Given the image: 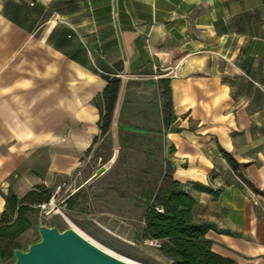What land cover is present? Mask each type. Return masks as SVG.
Returning a JSON list of instances; mask_svg holds the SVG:
<instances>
[{
	"label": "crops",
	"instance_id": "crops-1",
	"mask_svg": "<svg viewBox=\"0 0 264 264\" xmlns=\"http://www.w3.org/2000/svg\"><path fill=\"white\" fill-rule=\"evenodd\" d=\"M112 77L102 136L93 98ZM135 127L158 129L172 179L213 191L191 189L194 219L221 230L206 233L213 252L264 264V0H0V214L9 190L37 184L67 181L71 199L101 179L94 169L75 185L97 141Z\"/></svg>",
	"mask_w": 264,
	"mask_h": 264
},
{
	"label": "rangeland",
	"instance_id": "rangeland-1",
	"mask_svg": "<svg viewBox=\"0 0 264 264\" xmlns=\"http://www.w3.org/2000/svg\"><path fill=\"white\" fill-rule=\"evenodd\" d=\"M133 116L128 119L136 122L139 113H133ZM158 133V129L152 127L145 132L129 133L123 141L117 130L115 143L99 139L90 151L87 172L76 178L75 185L81 184L94 169L104 166L105 171L98 175L101 179L80 188L62 208L61 200L71 191L65 189L63 197H57L55 201L64 215L52 210L47 215L43 212L41 217L35 204L32 219L37 224L71 226L99 247L133 264H163L159 249L144 247L140 242L143 230L141 216L145 206L141 191L151 190L156 195L164 187L171 170L166 156L168 151H163ZM37 224L33 221L19 236L22 248L37 240ZM12 261V256H5L0 259V264Z\"/></svg>",
	"mask_w": 264,
	"mask_h": 264
},
{
	"label": "trees",
	"instance_id": "trees-1",
	"mask_svg": "<svg viewBox=\"0 0 264 264\" xmlns=\"http://www.w3.org/2000/svg\"><path fill=\"white\" fill-rule=\"evenodd\" d=\"M159 83L161 84V94L164 101L163 125L168 127L174 120L170 102V80L162 78ZM119 88L120 79L112 77L108 79L102 92L93 98V103L99 112L98 126L102 136H105L111 126ZM133 130L145 131L141 127H135ZM95 142L96 138L92 145ZM92 145L87 149V152L91 150ZM219 150L233 169L240 168V163L231 153L222 148H219ZM239 175L248 184H251L240 170ZM191 189L213 192L201 183L183 184L172 179L170 175L164 187L156 195L151 190L143 189L141 192L145 206L142 213L143 230L141 239L148 237L161 240L162 245L159 251L170 260L168 264H239L228 257L213 252L212 241L206 237V233L210 229L219 232L221 230L217 229L213 223L194 219L193 209L197 204V198ZM52 194L53 190L51 188L43 184H37L21 197L11 190L4 195L5 205L0 214V259L5 256L13 257V249L22 248L18 242L19 236L30 227L33 221L37 224L31 217L33 205L47 202ZM156 207H160L161 211H158ZM58 227L60 229L65 228Z\"/></svg>",
	"mask_w": 264,
	"mask_h": 264
},
{
	"label": "water",
	"instance_id": "water-1",
	"mask_svg": "<svg viewBox=\"0 0 264 264\" xmlns=\"http://www.w3.org/2000/svg\"><path fill=\"white\" fill-rule=\"evenodd\" d=\"M105 170L101 166L97 174ZM37 240L13 249L11 264H133L99 247L73 227L38 223Z\"/></svg>",
	"mask_w": 264,
	"mask_h": 264
},
{
	"label": "built area",
	"instance_id": "built-area-1",
	"mask_svg": "<svg viewBox=\"0 0 264 264\" xmlns=\"http://www.w3.org/2000/svg\"><path fill=\"white\" fill-rule=\"evenodd\" d=\"M69 189V183H67V181H62L60 182L54 189L53 191V194L51 196V198L47 201V202H43V203H39L36 205V207L40 210V215L41 217L43 216V212L44 214H49L52 210L54 212H57L58 214L60 215H64L63 214V211L61 210L60 207H58V205L56 204V198L57 197H63V191L65 189ZM71 195V193H67L63 199L61 200V203H63V207L66 206L67 204V199L69 198V196ZM50 208V210L48 209ZM48 209V210H47ZM156 209L158 211H161V208L160 207H156ZM141 244L144 246V247H147V248H152V249H159L161 248V245H162V241L159 240V239H155V238H148V237H144L141 239Z\"/></svg>",
	"mask_w": 264,
	"mask_h": 264
}]
</instances>
